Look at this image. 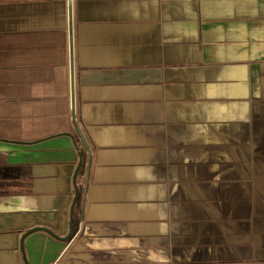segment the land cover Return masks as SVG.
<instances>
[{
    "label": "crops",
    "instance_id": "crops-1",
    "mask_svg": "<svg viewBox=\"0 0 264 264\" xmlns=\"http://www.w3.org/2000/svg\"><path fill=\"white\" fill-rule=\"evenodd\" d=\"M73 17L84 210L68 2L0 0V264H264V0Z\"/></svg>",
    "mask_w": 264,
    "mask_h": 264
},
{
    "label": "water",
    "instance_id": "water-1",
    "mask_svg": "<svg viewBox=\"0 0 264 264\" xmlns=\"http://www.w3.org/2000/svg\"><path fill=\"white\" fill-rule=\"evenodd\" d=\"M68 2V14H69V34H70V62H71V101H72V121L74 124V127L77 131V134L80 138V141L83 145L84 150L88 154L87 158V170H86V181H85V188H84V201H83V210L85 207V195L89 184V178H90V168L92 163V151L90 149V145L88 144V141L85 137V135L82 132V129L80 127V124L77 121V113H76V76H75V61H74V17H73V0H67ZM78 198V193L76 195V199ZM40 229H33L31 232L37 231ZM42 230V229H41ZM73 225H71V231L67 237H65L62 240H68L71 238L73 234ZM55 238H58L56 235L49 233ZM26 236V235H25ZM25 263L27 264L26 258Z\"/></svg>",
    "mask_w": 264,
    "mask_h": 264
}]
</instances>
